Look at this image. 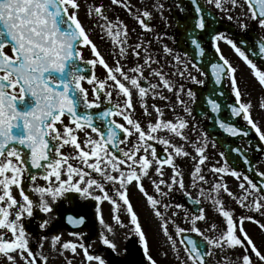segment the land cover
Segmentation results:
<instances>
[{
	"label": "snow or ice",
	"instance_id": "6c2138e0",
	"mask_svg": "<svg viewBox=\"0 0 264 264\" xmlns=\"http://www.w3.org/2000/svg\"><path fill=\"white\" fill-rule=\"evenodd\" d=\"M205 2L225 14L242 32L249 30V22L264 31V0ZM189 3L193 14L180 27L193 56L188 59L187 52L182 56L163 45V52L175 62V71L165 73L163 65L153 67L159 60L145 43H129L127 24L118 17L110 18L104 4L91 0H0V264H49L50 256L62 259V264H73L76 257H81L80 264H108L94 252L95 241L85 242L86 234L79 228L86 224L87 213H73L74 208L85 205L74 202L69 193L78 194L82 201L96 202L101 245L119 255L116 243L108 235H114L113 224L106 222L102 214L101 204L107 202L110 220L120 228H128L137 238L142 250L140 264H159L131 203L133 188L151 209L158 237L156 256L167 264H211L216 251L222 254L223 264H232V259L223 255L226 251L238 253L236 264H264V253L244 227L248 221L264 231V222L249 214L264 218V172L257 173L262 178L257 184L229 166L221 152L224 163L208 168L213 174L209 180L204 174L210 161L207 137L201 134L191 139L185 131L189 128L187 119L179 115L166 119L164 110L156 104L149 110L148 97L168 101L166 90L175 97V104H166L170 111L175 112V106L181 105L184 113L192 115L181 94L195 103L196 93L191 88L185 90L183 83L177 86L171 77L205 84L191 69L200 76L206 74L199 66L207 57L208 50L200 39L206 34L214 57L206 61L214 86L205 103L216 114L215 123L232 137H246L249 132L235 123L236 118L242 119L264 142V131L252 115L251 100L242 99L237 69L220 47V42L230 46L264 90V36L258 35L251 44L237 42L214 27L218 18L206 15L200 0ZM110 4L124 8L143 30H152L148 23L152 12L147 6L140 11L128 0H110ZM164 7L159 0L151 5L162 18ZM177 7L185 11L179 2ZM82 10L85 19L93 21L92 28L80 18ZM96 30L98 39L109 44L111 65L92 39ZM84 49L90 51L92 58H84ZM129 52L137 58L132 67L123 63ZM256 61H260L259 66ZM97 65L104 70L103 78L95 73ZM225 79L230 81L234 100L222 105L217 97L225 93L218 91V86ZM137 103L142 116L149 118L146 124L134 115ZM258 107L264 111V99L258 101ZM222 108L228 113L227 118L222 115ZM229 119L233 122L229 123ZM192 127L194 131L195 126ZM66 147L69 151H62ZM230 151L241 158L239 148ZM178 159L192 162L187 184ZM243 162L251 164L246 157ZM166 167L171 169L167 179ZM228 177L236 180L239 195L227 184ZM190 188L196 190L195 197ZM174 191L184 196V203L168 199ZM64 201H68V207ZM188 201L196 206L195 211L187 206ZM206 202L207 210L202 206ZM232 203L243 211L237 214ZM54 206L57 214H53ZM36 210L44 217L37 218ZM181 213L182 223H178ZM34 220L35 235L27 227ZM65 222L74 229L68 232L73 239L62 240L59 228ZM200 222L205 224L203 229ZM46 242L49 254L44 252Z\"/></svg>",
	"mask_w": 264,
	"mask_h": 264
},
{
	"label": "rangeland",
	"instance_id": "374dc122",
	"mask_svg": "<svg viewBox=\"0 0 264 264\" xmlns=\"http://www.w3.org/2000/svg\"><path fill=\"white\" fill-rule=\"evenodd\" d=\"M91 2L95 3V4H104L107 8H109L107 15L110 18L118 17L125 24H127L128 28L130 30L129 31V43L130 44H135L137 42L145 43L147 45L148 50L151 53V55L154 58L159 60V64H153L154 68H159L161 65H163L164 66L163 70L165 73H171V72L175 71V67H173V65H175V62L171 60V56H167L163 52V45H167L169 48L173 49V52H179L176 49L175 44H174V39H173L174 34H172V32L174 30V24H173V21L171 20V17L169 15L168 8L165 5V0H159L160 3H163L165 5L163 13H162L163 18L161 17V14L159 12H157L151 8V5L153 3H155L156 0H128V3H130L134 9H139L140 11H143L145 6H147L148 10L152 12V18L156 22V27L154 29H152L151 31L143 30L140 27V25L136 22V20L133 19L124 8H122V7L120 8V6H112L110 4V0H91ZM206 5L209 6L210 8H212L211 5H208L207 3H206ZM174 6H175L174 2L170 3V7H174ZM178 9L179 8H177V10ZM238 11L239 10H237V12ZM80 18L83 20L86 27H88V28L93 27V21L89 20V19H85V13L83 10L80 13ZM160 23L165 26V28L167 30L166 33H161ZM98 35H99V30L94 31L92 34V39L94 40V42H96L99 45L100 51L102 52V54L105 55L108 63L111 65L113 63L112 57L108 56V54H107V49L109 48V44L102 43L98 39ZM222 43L223 42H220V47L222 49L223 54L225 55V57L227 59H229L231 64L237 69L236 77L238 80L239 87H240L241 91L243 92L242 99L245 102L251 100V103L253 105V108H252L253 118L258 123V125L262 129V131H264V111H261L258 107V101L260 99H264V90L261 89L259 84L250 75V70L243 63V61L240 60L230 48L228 49L225 43H223V45H222ZM83 55H84L85 59L92 58L91 53L88 49H84ZM143 55H144V53L141 50V60H140L141 63H142ZM181 55L183 56V54H181ZM136 62H137V58L132 56L131 52H129L128 58L125 61H123V63H125L127 67L134 66ZM176 67H179V66H176ZM191 71H192L193 75L197 76L198 79H202V76H200L199 73H197L194 69H191ZM95 73L97 76L103 78L104 70L99 65H97L95 68ZM144 75L146 77H148V72L145 71ZM171 78L177 84V86H179L180 83H183L185 86V90H187L188 88L191 87V85H193V83L191 81L181 80L178 76L171 77ZM149 79L152 80V82H157L156 78L149 77ZM227 83H228V86L230 87V81L227 80ZM85 86L87 87V85H85ZM164 95L169 97L168 101H162L160 99H152L150 96L148 97L147 103L149 105L150 111H151V105L156 104L157 106L161 107L164 110L166 119L174 118L177 115L182 116L185 119H187L189 122V128L186 129L185 131L187 132V135L191 139H196L197 137H200L201 134H204L206 136V134L204 133L199 121H197V119L193 116V114L191 116H188L186 113H184L181 105L175 106L176 107L175 112L170 111V109L168 107H166V104H168V103L175 104V97L172 93H169L166 90H164ZM181 95H182V99H184L188 103V106L191 108L192 107L191 100L185 94L182 93ZM114 99H115V97H114ZM134 102H135V98H134ZM134 115L137 118H140L143 124H146L147 119H149L148 117L142 116L141 109L139 108L138 103L136 105V112ZM154 118H155V113L153 112L152 119H154ZM115 119L119 120V118H115ZM119 122L123 123L122 120H119ZM192 126H195L194 131H193ZM82 138H83V136L81 134V139ZM176 142L180 143L179 140H177ZM206 143L208 144L206 151H207V154L210 158V161H209L208 166L205 167V169H204V174L208 173V177L207 176L206 177L209 180H212L213 174L210 171H208V168L211 167L212 164H216L217 162H219L220 164H223L224 161L221 159V157L219 155L222 151L216 145V143L213 142L208 137H207ZM213 143H215V147L212 146ZM177 163L182 167V169L184 171V174H185L184 178H185V182L187 184L188 180H189V171L192 167V162L190 160L178 159ZM256 170L258 173L264 172V155H261L259 157V160L256 163ZM170 174H171V169L166 167L165 168V178L167 179V177ZM226 182L229 185V187L231 188V190L234 193H237V189H236L237 182H236V180L231 178V177H228ZM144 183L147 185L148 182L144 181ZM205 187H207V185ZM189 191L192 192L193 197H195L197 195L196 190L190 188ZM237 195H239V193H237ZM77 196H78V194H77ZM130 198H131V203L134 206V210L139 215V218H140L142 225L145 228H147L148 238H149L150 242L152 243V254H154V257H156L158 259L159 264H167L166 261H164V260H162L156 256V239H158V237L156 236V222L152 217L151 209L147 206L144 197L135 188L131 189V197ZM168 199L172 202L184 203L183 195L179 191H174ZM224 200L226 202H228L229 198L227 196H224ZM76 202L78 204H83L85 201H82L80 199V197L78 196L76 199ZM66 205L69 206L68 201H64V206H66ZM202 206L207 210L209 208V203L206 202ZM231 207L236 210L237 214H240L243 211L235 203H232ZM53 214H57V209L55 206H54V213ZM249 214L255 215L257 219H260L262 222H264V218L260 217L259 214H255V213H249ZM209 215H212V213H209ZM36 216H37V218H41V217H44V214L40 213L38 210H36ZM182 217H183V213H181V219L178 221V223H182ZM124 219H125V223H127V218L124 217ZM34 225H35V222H34ZM184 226H187V225H184ZM199 226L203 229L205 227V224L203 222H200ZM244 227H245L248 235L253 239V241L255 242L257 247L259 248V250L262 253H264V231H261L255 224L248 222V221H245ZM36 231H37L36 229L34 231H32L33 235L36 234ZM59 231L63 233L62 240L73 239V237L68 235L69 230L66 229L64 226L61 225L59 228ZM121 233H122V236L125 235L124 239H126L127 238L126 235L129 234L128 228H121ZM114 235H115V232H114ZM114 235L109 234V239H112L116 243L117 251L119 253L120 252L119 251L120 246L124 244V241L120 240V239H122L121 237H119V239H114L113 238ZM85 242L91 243L93 241L90 242V240H87L85 238ZM125 244H126V242H125ZM48 248H49V245L46 242L45 246H44L45 254H49ZM93 250L96 254L102 255L105 258V260L107 261L108 256L106 254V248L104 249L103 247H101L99 239L96 240L95 243L93 244ZM139 251L142 254L141 248H139ZM66 255L69 258H72L70 253H66ZM221 255H222L221 253L216 251L215 254L213 255V257L211 258V264H223V262L220 259ZM223 255L229 256L232 259V264H236L235 258L238 255L237 252L226 251ZM80 259H81V257H76L73 260V264H80ZM49 264H62V259H52L50 256Z\"/></svg>",
	"mask_w": 264,
	"mask_h": 264
},
{
	"label": "water",
	"instance_id": "95a60500",
	"mask_svg": "<svg viewBox=\"0 0 264 264\" xmlns=\"http://www.w3.org/2000/svg\"><path fill=\"white\" fill-rule=\"evenodd\" d=\"M181 3L185 9L184 12L181 14L175 12L174 9H171V16L175 23V32H176V46L177 48L182 52H187L188 58L191 59L193 56L192 50L189 46V44L186 42L184 38V29L180 27V25H186L188 23L189 17L193 14L192 5L189 3V0H176L177 3ZM201 5L206 9V15L215 18H218L217 15L208 9V7L205 5V3L200 0ZM214 27L221 31L222 29L228 30L231 34L234 35V37L237 39L239 38V34L232 28H229L221 22V20L218 18V23H215ZM251 32V31H250ZM251 35V41H253L258 35L255 33H250ZM201 42L204 44L207 51V57L205 58L204 62H199V66L205 71V84L203 86H193L192 90L196 93V102L192 105V112L195 115V117L201 122V125L206 133V135L213 141L217 143V145L222 149V151L225 153V156L227 157V162L229 166L235 167L238 171H241L245 174H247L251 179L254 180L257 184L262 182V178L257 175V172L255 171L254 165L256 164V161L260 154L263 153V144L259 140V137L255 134L254 130H251L250 127L245 125L241 122L242 119L236 118L235 123L237 126L244 127L245 130L249 132L248 136H236L232 137L226 133H224L217 124L215 123V120L217 118L216 114H212L210 110L207 108V105L205 103V98L212 95L211 89L213 88L212 78H211V70L210 66L207 65L206 61L208 59H214L213 57V51L209 47V41L207 35L200 36ZM246 41V40H244ZM248 41L249 44L252 42ZM252 58V57H251ZM255 60V59H254ZM223 91L225 95L223 97H217L219 102L223 105L226 102H232L234 100V96L231 93V90L225 85V80L223 81L221 86H218V91ZM97 111V110H93ZM222 115L227 118L228 113L222 108ZM206 116L207 121H203L202 117ZM229 123L233 122L231 119L228 120ZM245 141L247 145L249 146V150H244L240 146V142ZM232 148H239L241 158H237V153L230 151ZM244 157H246L248 160H250L251 164L245 165L243 160ZM185 199V198H184ZM187 204L192 208L193 211L196 210V206L192 205L190 201L187 202ZM81 214H84L83 209H78ZM76 212V211H75ZM66 224V222H65ZM70 228H72L71 225L66 224ZM73 229V228H72ZM194 238L196 237L195 234H192Z\"/></svg>",
	"mask_w": 264,
	"mask_h": 264
},
{
	"label": "flooded vegetation",
	"instance_id": "af4514ba",
	"mask_svg": "<svg viewBox=\"0 0 264 264\" xmlns=\"http://www.w3.org/2000/svg\"><path fill=\"white\" fill-rule=\"evenodd\" d=\"M203 1L205 2V0H203ZM210 9H212L215 12V14L221 19L222 22H224V24L227 25V27L232 28L233 30H235V32H237L239 34V38L236 39V38H234V36H232L231 33L228 32V30H223L222 31V32L226 33L227 35H229L230 37H232L237 42L239 40H246V42L251 41V35H250V31L251 30L252 31L255 30L258 33V35L264 36V31H260L257 27H255L253 25L252 22H249V25H250L249 26V30L247 32H242L236 26V24L234 22L228 21L225 18V14L219 12L213 6ZM148 23L150 24L151 29H154L156 27V22H155V20L153 18L150 21H148ZM160 30H161V33H166L167 32L165 26L163 24H161V23H160ZM223 43H222V45H223ZM248 44H249V42H248ZM226 46H227L228 49L230 48V46H228L227 44H226ZM62 151L67 152V151H69V149L66 147V148L62 149ZM41 183H42V181H41ZM68 196L70 198H72L74 200V202H76V199L78 197L77 194H75V193L74 194L73 193H69ZM95 204H96L95 201L87 200V201H85L83 203V205H85L84 208L76 207V208L73 209L74 211H77L78 209H80V210L83 209V212L87 213L86 224L80 226L81 227L80 231H82V232H84L86 234L85 238L87 240H90V242L94 241V240L95 241L98 240V233L101 230V227H100L99 223L95 220ZM65 207H68V205H66ZM109 207H110V205L107 202H103L101 204L102 214H103L106 222H109V223L113 224L114 232H115V235H114L113 238L114 239H119V237H121L122 239H120V240H123L124 244L120 246V249H119V251H120L119 254L120 255H117L116 253L112 252L111 249H108L107 247L101 245V247H103L104 249L106 248V254L108 256V259H107L108 264H129V260H130L131 257H134L135 264H140L141 259H142V254L139 251L140 246H139L137 238L129 233V234L126 235L127 238L124 239L125 235L122 236L121 228H119V226L115 225V223L110 220ZM34 222H35V220L27 225L29 231H31V232L36 229V227L34 225ZM62 226H64L68 230L70 229V228H68V226H65V225H62ZM145 230L147 231V228H145ZM69 231H71V230H69ZM125 242H126V244H125ZM125 250H127V251H125ZM153 256H154V254H153Z\"/></svg>",
	"mask_w": 264,
	"mask_h": 264
}]
</instances>
